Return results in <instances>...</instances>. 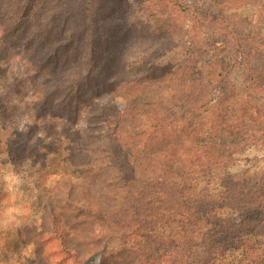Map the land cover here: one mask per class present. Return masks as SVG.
<instances>
[{
  "label": "rangeland",
  "instance_id": "1",
  "mask_svg": "<svg viewBox=\"0 0 264 264\" xmlns=\"http://www.w3.org/2000/svg\"><path fill=\"white\" fill-rule=\"evenodd\" d=\"M125 1L128 11L138 16L136 24L126 20L116 31L114 45L119 43L121 29L130 31L128 25L144 27L147 32H140L138 38L131 35L118 59L117 47L109 45L111 50L105 55H111L110 70L116 68L111 80L122 83L131 78L158 81L166 77L158 84L171 89L182 86L184 78L167 73L175 68L187 71L190 61H199V67L204 65L213 72L203 83L212 90L204 123L215 127L217 119L222 123L220 133L212 136V145L223 156L217 163L225 170L222 182L212 186L203 180L196 190L211 196L224 184L264 182V0H182L190 6L189 15L164 6L163 17L154 11L155 0ZM4 21L9 22L7 17ZM32 21V16L24 17L22 25L28 29ZM151 23L156 27L165 23L174 36L157 35ZM2 29L0 26V264H264V206L241 215L242 210L219 204L218 198L202 196L206 209L215 213L211 223L228 219L243 230L237 251L223 248L218 255L207 254L204 227L179 218L178 189L169 183L157 186L134 173L144 163L135 167L130 157L147 143L145 133L135 130L140 133L138 141L131 136L121 146L116 143L115 126H111L110 137L101 129L100 117L113 115L112 106L123 112L132 90L112 88V82L110 86L92 78L80 87L88 105L95 102L89 108L92 111L77 118L75 111H62L56 102L48 108L40 95L44 74L36 70L38 62L31 60L24 42L16 47L5 39ZM174 98H170L173 103ZM100 103H110L111 114L101 113ZM218 106L225 108L222 113ZM169 124L173 131L175 124ZM21 126L24 131L19 130ZM133 127V123L124 124L129 133ZM208 136L205 133L199 143L210 144ZM78 145L85 147L84 165L90 164L83 173L73 153ZM87 151L94 152L89 156ZM107 151H111L109 160ZM136 158L144 159L139 152ZM108 161L111 170L97 171ZM117 161L126 170L123 181L115 168ZM10 171L22 182L6 181ZM188 186L185 188L193 190ZM55 193L58 197L72 195L73 202L90 196L98 205L100 210L89 206L99 215L85 227L88 236L94 237L93 250L87 256L76 259L70 253L74 247H84L78 241L69 239V253L60 248L66 239L64 231L54 229L48 235L53 227L51 216L62 198ZM197 199L191 191L184 196L188 206ZM79 205L85 206L83 202ZM66 222L75 227L74 221ZM186 249L190 256L184 258L181 253Z\"/></svg>",
  "mask_w": 264,
  "mask_h": 264
},
{
  "label": "trees",
  "instance_id": "2",
  "mask_svg": "<svg viewBox=\"0 0 264 264\" xmlns=\"http://www.w3.org/2000/svg\"><path fill=\"white\" fill-rule=\"evenodd\" d=\"M135 1L138 2L137 0L131 2ZM181 1L155 0L154 11L163 17L162 8L165 6V8L189 15L190 6ZM127 7L125 0H0V26L7 37L5 39L14 43L16 47L24 42L22 46L28 48L31 60L35 64L38 62L36 70L44 74L40 95L42 103L48 108L57 104L62 111L72 109L76 112L77 118L82 116L83 112L92 111L89 108L95 102L92 101L91 105H88L86 102L88 97H82V91H80L81 85L92 78L110 86L112 82V88L125 86L132 90L128 92L126 97L128 105L123 112L117 111V108L112 106V115L110 103L97 104L101 113L111 114L100 117L101 129L110 137L111 126H115L117 128L114 132L116 143L121 146L130 140L131 136H136V142L138 141L140 133L134 132L135 130L144 132L143 138L147 143L143 144L141 150L135 149L133 157H130L135 167H140L138 166L140 162L144 163L140 170L134 168V173L147 178L157 186L169 183L174 189H178L175 197L179 206V218L204 227L207 254L213 252L214 255H218L219 250L223 248L237 251L243 235L242 228L239 224H231L228 219H215L211 223L210 220L214 217L212 214L215 213L206 209L207 205L204 202L207 198H218L216 202L242 210L241 215H243L264 206V182L262 180L251 184L236 182L229 184V187L224 184L221 190L214 192L211 196L196 190V186L203 180L208 184L212 183V186L216 181L222 182L225 170L217 163L219 157L223 156L218 155V151L212 145V136L216 137L220 133L222 123L219 119L216 120L218 123L216 127L204 123L209 111L208 99L212 90L203 83L208 77H212L213 72L205 70L204 65L199 67V61H190L185 67L188 68L187 71L175 68L167 73L169 76L175 75L176 79L178 76L184 78V82H181L182 86L171 89L158 84L162 83L166 77L158 81H141L131 78L122 83H115L114 78L111 80L116 68L114 67L113 71L110 70L111 55L109 53L105 55V52L111 50L109 45L113 46L115 43L114 34L124 22L134 20L136 24L135 17L138 16V13L128 11ZM27 16H32L33 20L28 29L22 25L24 17ZM6 17L9 22L4 21ZM192 18L195 19L194 15ZM164 24L156 27L151 23L150 28L157 35L169 33L174 36V31H168V27ZM128 26L130 31L126 28L121 29L119 43L113 46L117 47L116 59L124 52L123 47L127 48L129 45L128 39L131 35L138 38L142 36L140 32L144 34L147 32L144 27L138 25ZM6 43L12 46L8 41ZM81 47L84 48V54L80 51ZM171 93H174V96ZM166 97L169 99H165ZM173 97H175L173 99L175 103L170 101ZM53 102L56 103L53 104ZM217 108L220 109V113L225 109L222 106ZM99 111H97L99 115H102ZM149 112L153 115L150 116ZM93 115V112L89 114L88 119L91 120ZM169 121L176 126L173 131L169 129L171 128ZM126 122L134 125L130 133L124 129ZM205 133L209 135L210 144L199 143ZM84 148L78 145L73 152L82 173L90 166L89 163L84 165ZM92 152L94 151H87V154L90 156ZM137 152L143 155L142 161L137 160ZM105 154L108 160L111 159V151ZM115 166L120 180L123 181L126 170L122 162L117 161ZM104 170H111L110 161L105 166L97 167L99 172ZM219 176L221 177L217 180ZM225 179L230 181V177ZM189 181L194 184L188 186ZM187 186L192 187L193 190L186 189ZM187 191H191L198 198L192 202L191 206L186 205L184 200ZM202 196L206 199L204 200ZM55 197H58V193H55ZM60 197L62 198L55 209L58 213L54 211L55 214L51 216L50 222L53 227L52 229L49 227L48 235L54 234V229L64 231L66 239L63 240L60 248L69 253V239L78 241L84 247H74L70 253L76 259L87 256L91 252L89 250H93L94 237L88 236L89 233L85 227H88L94 217L99 215L98 212L92 213L89 206L91 209L96 207L99 209V207L93 203L90 196L77 199L76 202L72 201L71 198H74L72 195L58 198ZM80 202H83L85 206L79 205ZM214 207L221 208L217 204L216 206L214 204ZM68 219L74 221L75 227L72 228L67 224ZM187 255L190 256L188 249L181 253L184 258H187Z\"/></svg>",
  "mask_w": 264,
  "mask_h": 264
},
{
  "label": "clouds",
  "instance_id": "3",
  "mask_svg": "<svg viewBox=\"0 0 264 264\" xmlns=\"http://www.w3.org/2000/svg\"><path fill=\"white\" fill-rule=\"evenodd\" d=\"M19 130H20V131H24L23 126H21ZM9 167H11V166H9ZM4 179H5L6 181H9L10 184H19V183L22 182L21 179H20V177L16 176L15 173H13V172H11V171L8 172V173L5 175Z\"/></svg>",
  "mask_w": 264,
  "mask_h": 264
}]
</instances>
